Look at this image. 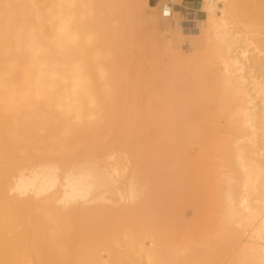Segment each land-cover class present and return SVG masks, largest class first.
<instances>
[{"label":"bare ground","instance_id":"6f19581e","mask_svg":"<svg viewBox=\"0 0 264 264\" xmlns=\"http://www.w3.org/2000/svg\"><path fill=\"white\" fill-rule=\"evenodd\" d=\"M224 2L243 25L245 35L238 41L230 33L227 10L216 15L219 0L203 1L209 14L205 33L214 35L220 46L214 61L200 69L212 72L204 77L205 82L229 89L234 97L217 104V115L226 120L227 130L215 136L205 131L191 133L185 129L188 125L184 128L187 121L184 126L178 123L191 116L196 103L193 95L198 85L187 73L157 75L151 90L141 87L142 67L137 59L146 45L140 44L138 53L134 48L140 43L138 31L146 20V10L152 7L148 0H0V264L197 263L196 250L190 249L182 258L169 248L180 239L186 240L182 244L187 247V241L194 238L184 220L194 187L185 155L178 160L181 170L173 191L150 196L140 208L132 205L144 197L146 186L133 176L136 183L132 181L128 191L132 204L126 206L127 226L124 235L121 233L125 248L120 247L113 227L123 223L120 217L115 221L122 210L106 202L109 194L117 195L118 187L113 177L109 184L105 181V172L110 174L112 169L103 171L99 164L106 155L114 159L110 152L120 144L181 151L197 145L220 150L225 165L242 173L231 180L239 182L249 195L241 200L242 209L229 195L227 224L242 221V210L248 220L257 222L252 230L255 241L235 251L233 256L238 254L230 264H264V244L259 245L264 236V153L260 161L248 155L240 142L247 136L245 140L255 148L260 135L264 140V97L258 99L264 89V0ZM205 22L200 21V33ZM150 23L163 30L155 17ZM170 26L164 30L171 41L176 32ZM242 58H249L250 65ZM120 119L150 120L153 125L139 123V131L132 132ZM158 120H163V127L154 132L157 135L146 131ZM242 126L249 133L233 140ZM67 164L70 168L62 174L60 170ZM167 181L161 178L159 182L164 185ZM106 185L113 187V193H107ZM101 191L108 196L103 197ZM252 197L255 204L250 203ZM156 198L166 206L160 220L165 228L159 233L147 230L148 224L159 221L144 211L152 208ZM228 230L230 249L240 235ZM103 237L109 248L105 261L100 255ZM146 239L158 243L148 248ZM202 242L204 250L209 243ZM203 253L207 255L206 250Z\"/></svg>","mask_w":264,"mask_h":264},{"label":"rangeland","instance_id":"374dc122","mask_svg":"<svg viewBox=\"0 0 264 264\" xmlns=\"http://www.w3.org/2000/svg\"><path fill=\"white\" fill-rule=\"evenodd\" d=\"M148 1L152 7L147 8L146 10V20L142 24L141 29L138 31L140 43L136 44L134 48V53H138L140 44L146 45L143 55L141 57L137 55L139 57L137 60L140 61L139 65L142 67V70L140 72L143 76L141 87L144 89L145 87L146 89H149L152 86L157 75L170 76L172 74L187 73L189 76L194 78L197 83L196 86L198 85L193 95L196 103L192 110L193 112L190 111L192 113H189L191 116L188 119H184V123L182 122L183 119L182 121L179 120L178 123H180L181 126H184L187 121V124L184 126V128L188 125L185 129L188 128V131H190L191 133L197 134L201 132L203 133L205 131V133L209 132L210 134H214L215 136L223 135L227 130V123L224 118L218 117L217 114L219 113V111L217 112V110L219 109V106L217 104L224 101V99L231 102L233 101L234 97L232 96L229 89H226L225 91V89L221 86L219 87L216 84L205 82L204 77L208 74H212V72L206 69V67L204 69H200V67H204L207 63L214 61L215 50L219 49L220 46L218 40L215 39L214 35H207L205 33V31L208 30L209 14L206 8H204L203 6L204 0H199L198 6L194 8V11L196 12L197 23H199H196V25L192 26L189 30H185L184 28H182L179 23L185 20V9H182V12H180L181 8H176V13L174 15L175 17H173V20H164L160 15V8H162L163 4L168 3L169 0ZM175 3L179 4V6L181 7L184 6L182 1L172 2V4L174 5ZM218 4L219 9L216 10V15L220 16L221 10H227V18L232 21V29L230 30V33L234 34L238 41L241 40L245 35L243 25L233 14L230 13L228 6H225L224 0H219ZM152 17H155L157 19L159 25L163 27V30L162 28L161 30L154 29V27L150 23V19ZM202 20L206 22L203 26V33H200L199 24ZM170 24V28H172L176 32L174 36L175 39H172L171 41L169 40V33L164 30V27L169 26ZM241 60L247 65H250L251 63L249 61V58H242ZM249 71L251 74H254L253 68L249 69ZM256 96L257 95H253V98H255ZM262 97H264V89L260 92L258 99H261ZM182 101L185 100L183 99ZM130 115L132 116L133 112ZM123 120L120 119L119 121L124 122V125L127 124L128 127L126 128V130L131 131L132 129V132H134V130L135 132L139 131V129H137L139 123L145 122L153 125V122L150 120H148V122L146 120L138 121L135 119ZM130 120H133L135 125L133 124V121L131 122ZM155 120L156 119H154V121ZM162 121H156L154 123V126H150L148 130H145L152 134L158 133L157 131H160L159 127H163V124L161 125V123H163ZM189 125L192 127H190ZM242 127L243 130L239 134H233V140H236L239 135H247L249 133L245 126ZM153 128L155 130H153ZM196 128L198 129L195 130ZM122 136L124 138L127 137L126 135ZM246 137L247 136H244L243 139H239L243 145V148L245 149V152L248 155L256 157L261 161L260 154L264 153V140H262V135H260L259 138L256 139V141L258 142V146L255 148L251 147L250 143L245 140ZM95 154L101 156V154L104 155V152H96ZM110 154L114 159H112L111 157L108 158V155H106L107 159L104 156L99 161L101 162L99 164L100 167L102 166L104 168H102L103 171H107V167L109 168L108 171L112 169V175L111 173L109 174V172H105V181H107L108 184L111 180L115 181V186L118 187L117 192V187L115 188L114 186V189L117 192V195L115 196H112L114 194L111 189L112 186L108 187V185H106L104 189L107 190V187L110 189V192H106L108 194L111 192L113 193L109 194V196H111L108 197V199L106 198L108 194H105L107 195L105 197V200L107 199L110 201L109 202L106 200L107 204L112 202L114 203L113 206L118 205L119 209L122 210V214L118 212V214L116 213L115 221H117V218L120 217V221L122 218L121 223H123H119V226V224H117L118 222H116L115 225H118L120 228L118 226L116 227L115 225V227H113L114 235L116 233L115 237L119 238L117 242L119 241V245L122 249L125 248L123 246L125 245V242L123 241L124 239L121 233H123L124 235L127 226V219L125 216L127 212L125 210L127 209V205L129 206L132 204L128 199V191L129 186L131 184L134 185L132 181L136 183V178L134 179V177L137 176L141 183L146 186L144 192L145 198L143 196H140L137 202H135V204L133 203L132 205L134 208H140V206L147 204L146 200H148L150 196L156 197L157 194L163 191L170 194L173 191L175 185L174 180L177 176V173L181 170L179 163L180 161L178 160H181L184 155L186 156L185 158L188 162V168L190 169L194 180L192 193L193 202L192 204L185 207L184 220L186 221L185 223H188L186 225L190 227L189 230L194 234V238L187 241L189 242V244L191 243V245L188 244L187 247V244H182L186 243V240L181 241L180 239V241L177 240L175 244L171 243L169 247L171 250V254H176L179 257L186 258L187 252L192 249V251H197L196 254H193L196 255V258L200 259V262L197 261V263H195V260L191 261L194 262V264H203V262L205 261L206 264H230V261H233L232 259H236L238 253L235 254V256L233 255L237 252V250L240 249V247L244 246L248 242L255 241V238L252 235V230L256 226L257 222L248 220L246 218V213L244 210H242V221L233 223L231 225H228L226 222V212L230 203L228 199L229 195H232L233 199H235L234 203L236 204L238 209H242L243 205L240 203L241 200L245 197H248L249 195L246 193V190L243 189L241 185H239V182L231 180V176L241 177L242 173L239 168L227 167L225 165L220 150H216L214 148H200L197 145L189 146L188 148L181 151L173 149H161L160 147H157L155 145L146 146L143 148H129L126 144H120L116 145L110 152ZM20 155L23 156V153H21ZM69 168L70 164H67L60 170V172L64 174L69 170ZM113 175L116 176L114 177ZM161 178H166L168 179V181L164 185H160L161 182L159 181ZM128 181H130L131 183H129ZM123 192H125L126 194ZM103 193L105 192L103 191ZM103 193L102 191L100 192V194H102V196L104 197L105 195H103ZM118 193L121 196H123L122 194H124L123 197H126V199L122 198L121 196L118 197ZM111 197H113L114 200ZM253 199V197L250 199L251 204H255ZM105 200L103 201L104 204H106ZM156 200L157 198L152 204L151 209L146 208L144 211L148 217H151V219H157L159 221L158 224H148L147 230L149 232L155 231L159 233L165 228V225L162 224L160 220L166 214L164 210L166 206H163L162 202H157ZM58 206L61 207V204H58ZM109 206L111 207L112 204ZM105 207H108V205H105ZM133 211H135L136 215H138L137 209ZM129 215L131 216V214ZM131 227L133 231L136 230V226L134 224H131ZM229 228H231V230L233 231L237 230L239 232L238 236L240 235L238 237V243L234 246H231L230 249L227 248V235L229 232ZM104 239L105 241L107 240L106 237H103V240ZM203 240L209 243L208 247L204 246V250L202 248V244L205 245L204 242H202ZM157 241H159V245L163 244L162 239H158ZM199 241L201 242V244H199ZM259 241V245L264 244V236H262L261 240ZM104 242H102L100 247V255L105 261L108 258L109 248L107 244L108 241H106L105 243ZM156 243L158 242L152 239H146L145 241L146 247L148 248H151L152 245L155 246ZM104 244H107V246ZM228 249L231 251V253ZM205 250L207 255L203 253V251ZM200 252H202L204 254L203 256L206 257L204 258L202 256V253L200 254ZM213 253H215L216 256L215 261L212 259L214 256ZM228 253L231 255H229Z\"/></svg>","mask_w":264,"mask_h":264},{"label":"built area","instance_id":"2783aa9c","mask_svg":"<svg viewBox=\"0 0 264 264\" xmlns=\"http://www.w3.org/2000/svg\"><path fill=\"white\" fill-rule=\"evenodd\" d=\"M183 2V0H181ZM176 8H181L186 10L185 20H183L180 23V26L184 28L185 30L191 29L192 26L196 25L197 19H196V12L193 9H186L179 5L175 6L172 4V1L169 0L168 3L164 4L161 8V17L164 20H173V14L175 12Z\"/></svg>","mask_w":264,"mask_h":264},{"label":"crops","instance_id":"0c3cea01","mask_svg":"<svg viewBox=\"0 0 264 264\" xmlns=\"http://www.w3.org/2000/svg\"><path fill=\"white\" fill-rule=\"evenodd\" d=\"M184 8L193 9L198 6L199 0H183ZM182 12V9L181 11Z\"/></svg>","mask_w":264,"mask_h":264}]
</instances>
